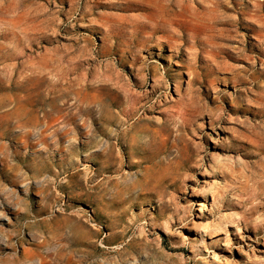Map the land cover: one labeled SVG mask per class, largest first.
Returning <instances> with one entry per match:
<instances>
[{
  "label": "rangeland",
  "instance_id": "rangeland-1",
  "mask_svg": "<svg viewBox=\"0 0 264 264\" xmlns=\"http://www.w3.org/2000/svg\"><path fill=\"white\" fill-rule=\"evenodd\" d=\"M162 1L0 0V264H264V0Z\"/></svg>",
  "mask_w": 264,
  "mask_h": 264
},
{
  "label": "bare ground",
  "instance_id": "bare-ground-1",
  "mask_svg": "<svg viewBox=\"0 0 264 264\" xmlns=\"http://www.w3.org/2000/svg\"><path fill=\"white\" fill-rule=\"evenodd\" d=\"M162 1V0H161ZM164 1V0H163ZM162 1V2H163ZM165 2V1H164ZM159 3V2H158ZM155 4V3H154ZM171 6V5H170ZM157 9V8H156ZM159 9V8H158ZM161 10V9H160ZM164 13V12H163ZM157 22V21H156ZM158 24V23H157ZM160 24V23H159ZM165 24V23H164ZM155 26H157V25H155ZM163 26V25H162ZM164 27V26H163ZM162 27V28H163ZM154 30V29H153ZM155 30H157V29H155ZM163 30V29H162ZM158 32V31H157ZM156 71V70H155ZM157 80V79H156ZM155 80V81H156ZM158 81V80H157ZM156 81V82H157ZM86 102V101H85ZM87 107V106H86ZM19 108V107H18ZM18 110V109H17ZM79 110H81V109H79ZM19 111V110H18ZM17 111H15V113H16ZM20 112V111H19ZM77 113H80V112H77ZM78 115V114H77ZM61 116V115H60ZM59 116V117H60ZM64 116H66V115H64ZM63 116V117H64ZM58 118V117H57ZM70 118H72V117H70ZM108 118V117H107ZM63 119V118H62ZM56 120V119H55ZM58 120V119H57ZM60 121V120H59ZM72 121V120H71ZM65 123V122H64ZM113 123L114 122H109V121H104L103 122V125H101L100 126V132L101 133H103L104 135H106V131H107V127H104V125L105 124H108V126H110V125H113ZM37 124V123H36ZM35 124V125H36ZM86 124V123H85ZM71 125V124H70ZM88 125V124H87ZM67 126V125H66ZM53 127V126H52ZM71 127V126H70ZM113 127V126H112ZM68 129V128H67ZM46 131V130H45ZM44 131V132H45ZM58 131V130H57ZM43 132V131H42ZM59 132V131H58ZM59 135V134H58ZM109 135V134H108ZM101 136V135H100ZM53 137V136H52ZM57 137V136H56ZM105 137V136H104ZM101 139V138H100ZM70 140H72V139H70ZM105 144V143H104ZM107 145V144H106ZM104 146V145H103ZM119 157V156H118ZM100 158L102 159V161H101V171L102 172H104V173H109L112 169H114V168H116V165H115V163H114V161L113 160H115V159H117V157L114 155V146H112V145H110V146H108V147H106L105 149H102L101 151H100ZM131 161H132V159H131ZM119 164V163H118ZM133 165H134V163H133ZM131 166V165H130ZM139 167V166H138ZM117 170H118V168H117ZM114 172V171H113ZM118 172V171H117ZM98 176V175H97ZM108 219V218H107ZM82 244H84V243H82Z\"/></svg>",
  "mask_w": 264,
  "mask_h": 264
}]
</instances>
